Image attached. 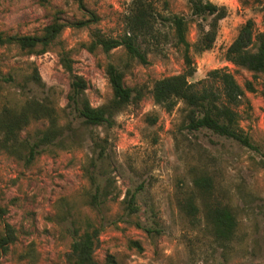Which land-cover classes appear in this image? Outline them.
<instances>
[{"label": "rangeland", "instance_id": "obj_1", "mask_svg": "<svg viewBox=\"0 0 264 264\" xmlns=\"http://www.w3.org/2000/svg\"><path fill=\"white\" fill-rule=\"evenodd\" d=\"M79 1L0 0V31L6 34H41L55 16L66 23L97 17L86 26H65L43 54L0 48V114L8 107L20 109L28 97H48L58 110L65 139L30 163L0 148V237L6 223L16 233L6 250L0 246V264H70L77 229L90 223L100 229L96 258L102 264H264V74L226 57L249 18L262 29L264 10L256 0H211L226 6L228 15L219 23L214 46L195 55L196 72L190 78L202 85L213 69L234 74L245 90L236 109L240 127L254 145L248 147L206 128L190 129L182 101L170 111L155 102V82L184 69L181 53L172 46V29L162 27L169 36L159 41L139 38V45H165L163 52L149 51L145 64L131 59L124 47L91 51L87 45L95 31L113 38L128 33L137 0H83L84 6ZM144 1L163 16L186 17L188 40H197L194 21L203 19L192 13L188 0ZM62 50L72 58L73 74L88 81L86 95L94 107L113 98L109 62L124 71L125 84L141 91V98L118 112L112 126L85 124L67 106L73 74L60 61ZM35 69L45 86L30 79ZM9 75L16 80L3 79ZM248 81L254 91L246 88ZM48 126L47 121H33L21 137L31 138ZM102 146L104 158L99 155ZM200 175L212 179L211 195L195 187ZM91 176L108 192L98 207L91 202L97 192ZM133 192L136 211L126 201ZM208 202L235 210L239 226L230 244L215 239L206 216Z\"/></svg>", "mask_w": 264, "mask_h": 264}, {"label": "trees", "instance_id": "obj_2", "mask_svg": "<svg viewBox=\"0 0 264 264\" xmlns=\"http://www.w3.org/2000/svg\"><path fill=\"white\" fill-rule=\"evenodd\" d=\"M79 2L83 5V0ZM188 2L192 13L203 19L194 21L197 25V40L194 43L188 40L190 22L186 17L180 14L163 16L154 10L152 3L137 0L135 10L128 21L127 34L122 38H113L95 31L93 41L87 45V48L94 51L101 47L107 53L124 47L131 59H137L145 64L148 62L149 51L163 52L165 45H139V38L159 41L162 37L169 36L162 31V27L172 29L174 32L172 46L181 53L184 69L179 74L155 82L152 89L155 102L170 111L182 101L188 107L187 118L190 129L206 128L219 135L235 139L245 146L254 147L250 137L240 127V116L236 108L241 104L245 90L234 74L224 69H213L209 72L210 80L207 83L199 85L190 80L196 72L195 55L202 54L214 46L219 23L228 15V9L211 0H188ZM256 2L264 10V0H256ZM93 20H97L94 14L91 19L72 23H66L55 16L41 34H6L0 31V48L16 46L29 54H43L51 49L65 26L68 24L86 26ZM226 57L236 66L246 68L254 74H264V15L261 30L256 28V21L252 18L240 26L236 38L226 51ZM60 61L64 68L73 74V61L68 51H61ZM106 72L113 89V98L98 107H94L86 95L88 81L81 75L73 74L67 106L87 125L112 126L118 112L133 100L141 98V91H136L125 84L124 71L117 64L109 62ZM3 79L9 82L16 80L12 75L3 76ZM30 79L40 86H45L37 69L30 75ZM246 88L250 91L255 90L254 85L249 81L246 82ZM42 120L49 123L47 128L40 130L31 138L21 137V133L33 121ZM63 135L64 130L59 124L58 110L48 97L44 99L28 97L20 109L8 107L0 114V148L10 154L26 158L29 163L48 147L63 143L65 140ZM23 150H26L25 155ZM104 151L105 147L102 146L99 153L101 158H104ZM91 178L93 183L97 184V192L92 196L91 202L94 207H98L106 201L108 192L105 188H100L95 177L91 176ZM194 185L202 193L212 194L214 183L209 176H197ZM135 198L136 193L133 192L131 198L126 200L131 211L138 210ZM1 214H4V209L0 206V216ZM206 216L217 241L230 244L235 239L239 220L230 205L208 202ZM15 239V228L10 223H6L5 234L0 237V246L6 250ZM99 240L100 229L92 223L83 231L77 229L69 254L70 264H102L96 258Z\"/></svg>", "mask_w": 264, "mask_h": 264}]
</instances>
